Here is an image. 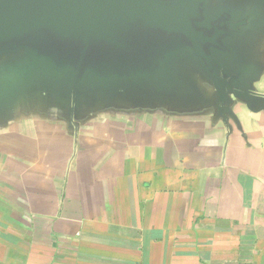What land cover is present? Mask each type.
I'll use <instances>...</instances> for the list:
<instances>
[{
    "label": "crops",
    "instance_id": "obj_1",
    "mask_svg": "<svg viewBox=\"0 0 264 264\" xmlns=\"http://www.w3.org/2000/svg\"><path fill=\"white\" fill-rule=\"evenodd\" d=\"M236 114L0 127V264H264V112Z\"/></svg>",
    "mask_w": 264,
    "mask_h": 264
},
{
    "label": "water",
    "instance_id": "obj_2",
    "mask_svg": "<svg viewBox=\"0 0 264 264\" xmlns=\"http://www.w3.org/2000/svg\"><path fill=\"white\" fill-rule=\"evenodd\" d=\"M264 0H0V127L264 112Z\"/></svg>",
    "mask_w": 264,
    "mask_h": 264
}]
</instances>
